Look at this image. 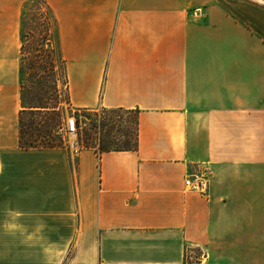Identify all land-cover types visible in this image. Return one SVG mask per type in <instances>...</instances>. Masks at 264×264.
Here are the masks:
<instances>
[{
  "label": "crops",
  "instance_id": "crops-1",
  "mask_svg": "<svg viewBox=\"0 0 264 264\" xmlns=\"http://www.w3.org/2000/svg\"><path fill=\"white\" fill-rule=\"evenodd\" d=\"M46 3L70 105L136 114L137 148H20L0 35V264H264V1Z\"/></svg>",
  "mask_w": 264,
  "mask_h": 264
},
{
  "label": "rangeland",
  "instance_id": "rangeland-1",
  "mask_svg": "<svg viewBox=\"0 0 264 264\" xmlns=\"http://www.w3.org/2000/svg\"><path fill=\"white\" fill-rule=\"evenodd\" d=\"M18 2L6 0L9 9L0 12V35H7L9 48L12 45L18 47L22 110L39 111L35 116H24L25 124L32 118L31 121L41 120L40 133L53 139L49 141L57 148L73 149L72 145L76 150L85 147L97 151L134 148L136 114L102 109L83 111L70 105L55 26L49 28L44 44L39 41L40 34L46 29V8L39 0H23L17 6ZM23 12L24 18H21ZM69 118L76 121L74 134L66 130Z\"/></svg>",
  "mask_w": 264,
  "mask_h": 264
},
{
  "label": "trees",
  "instance_id": "trees-1",
  "mask_svg": "<svg viewBox=\"0 0 264 264\" xmlns=\"http://www.w3.org/2000/svg\"><path fill=\"white\" fill-rule=\"evenodd\" d=\"M39 1H40L41 5L46 8L47 15H48L47 22H45L46 29L44 31V34H40V38H39L40 43L44 44V42L46 41L45 38L48 36V33L50 31L49 28L51 26H55V19L53 17L51 10L49 9L47 4L45 3V1L44 0L43 1L39 0ZM21 18H24V12H23ZM41 35H43V36L41 37ZM40 47H42V45H40ZM62 62L64 64L63 60H62ZM64 70H65V68H64ZM21 71H22V69L20 68V72ZM65 79H66V77H65ZM66 86H67V83H66ZM67 95H68V92H67ZM26 110H21L19 112V117H18V121H19L18 144H19V147L22 149L57 148L56 145L52 144V142H51L53 139L47 138L44 134L42 135L40 133L41 126H42L41 122H40L41 120L31 121V120H33V118H32L29 120L30 122L25 124V120L23 118L24 116L28 115V116L32 117V116L37 115V113L39 112V111H31V110L26 111ZM25 129H28L29 131H26ZM49 140H51V141H49ZM136 148H137V142H136V145L134 148L121 149V150H110V151L136 150ZM84 149H92V148L85 147ZM93 150L97 151L96 149H93ZM97 152H107V151L101 150V151H97Z\"/></svg>",
  "mask_w": 264,
  "mask_h": 264
},
{
  "label": "built area",
  "instance_id": "built-area-1",
  "mask_svg": "<svg viewBox=\"0 0 264 264\" xmlns=\"http://www.w3.org/2000/svg\"><path fill=\"white\" fill-rule=\"evenodd\" d=\"M66 130L69 134H74L76 131V121L74 118H69L66 121ZM72 148L74 149V145H72ZM75 150V149H74ZM184 185L186 188L192 192H196L199 194H205L208 190V180L206 177V174L202 175H189Z\"/></svg>",
  "mask_w": 264,
  "mask_h": 264
},
{
  "label": "bare ground",
  "instance_id": "bare-ground-1",
  "mask_svg": "<svg viewBox=\"0 0 264 264\" xmlns=\"http://www.w3.org/2000/svg\"><path fill=\"white\" fill-rule=\"evenodd\" d=\"M264 1V0H263Z\"/></svg>",
  "mask_w": 264,
  "mask_h": 264
}]
</instances>
